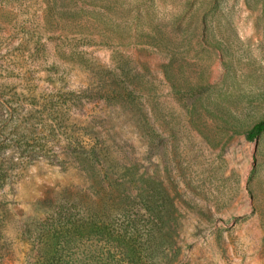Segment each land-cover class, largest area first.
<instances>
[{"label":"rangeland","instance_id":"obj_1","mask_svg":"<svg viewBox=\"0 0 264 264\" xmlns=\"http://www.w3.org/2000/svg\"><path fill=\"white\" fill-rule=\"evenodd\" d=\"M263 119L264 0H0V264H50L44 235L90 212L118 224V177L151 264H264ZM73 139L109 146L106 184ZM66 243L63 264L128 262Z\"/></svg>","mask_w":264,"mask_h":264},{"label":"trees","instance_id":"obj_2","mask_svg":"<svg viewBox=\"0 0 264 264\" xmlns=\"http://www.w3.org/2000/svg\"><path fill=\"white\" fill-rule=\"evenodd\" d=\"M127 100L129 103L133 102L132 99L129 100V98H127ZM263 132L264 119L254 125L252 130L248 133L247 139L252 142ZM73 140L69 143L68 150L72 151L73 157L76 158V160H79L80 162L83 161L91 168L100 170L103 174L108 171L112 173L109 166V164L112 163L110 160L112 153L109 146L106 145L104 141L93 142L92 146L87 150L83 145L76 142V139ZM12 145L17 148L20 147L18 140ZM4 166L5 165L0 166V188L4 186V183L7 180L6 177L8 176L7 170L3 169ZM104 175L103 180L101 179V183L106 184L107 173ZM128 183L130 182L120 183L119 177L114 178L113 182L110 181L109 185L112 188L109 191H106L108 199L112 201V205H117V210L119 209L121 214H124L123 219L118 224L115 225L113 218L111 219V213L106 209H102L97 213L90 212L88 215L89 219L87 220H73L71 223L69 222V226L66 227H62L58 224L56 228L54 227L50 230L47 235L45 234L44 238L50 241L49 244L52 252L51 256L48 258V263L63 264L65 261H68L70 255H68V251L64 250V243L67 241L71 243L73 238L76 239L82 237L83 239L95 238L96 240H100L107 244V246H105L107 250L101 255V257L112 253V249L110 248L114 247L121 253L122 258L128 260V262H123L124 264H151L155 258V253L159 248H163L164 244L160 243V245H158L155 243V239H153L155 237L153 228H147L140 225L138 216L132 211V204L134 203L137 194L134 192L132 193L131 189L126 188ZM121 187H125L123 192L120 189ZM113 190L116 194H113ZM141 191H143L142 188L139 192ZM132 197H134V199ZM109 205L110 203L108 202L105 204V207L107 208ZM104 217L105 219H102ZM152 220V224H155V221L163 224L160 212ZM143 238H145V240ZM93 255L97 256L94 259L98 262V249L95 250Z\"/></svg>","mask_w":264,"mask_h":264}]
</instances>
